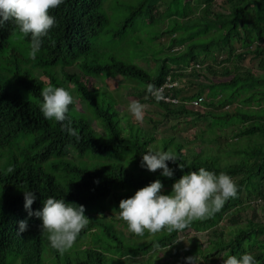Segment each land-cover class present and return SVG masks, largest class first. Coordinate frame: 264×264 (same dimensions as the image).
Returning <instances> with one entry per match:
<instances>
[{"label":"trees","instance_id":"1","mask_svg":"<svg viewBox=\"0 0 264 264\" xmlns=\"http://www.w3.org/2000/svg\"><path fill=\"white\" fill-rule=\"evenodd\" d=\"M104 1L64 0L50 9L57 23L42 37L35 59L29 55L30 34L20 33L11 20L0 27V264H190L185 260L190 255L207 263L216 256L215 264H223L227 255L244 252L264 264V215L259 216L264 214V0H132L114 37L137 20L148 25L142 26L149 43L169 36L167 45L156 48L167 47L163 56L156 49L142 53L143 48L154 49L133 42V62L105 48L94 51V39L108 23ZM17 33L27 47L7 49ZM210 56L215 64L204 67L208 82L195 94L181 96L177 87L167 89L185 101L203 95L200 106L172 105L147 94L148 83L158 87L167 75L177 80L190 67L195 76ZM246 59L248 66L243 65ZM71 65L79 71H65ZM54 66L61 68V78L47 70ZM36 68L46 72L47 84L74 85L68 115L79 140L61 122L43 116L41 90L47 84L36 76ZM98 76H120L132 83L138 87L137 101L158 103L166 118L206 121L207 128L187 141L196 140L194 150L186 155V141L173 135L156 140L133 123L110 91L88 87L85 78ZM188 122L194 127L193 120ZM155 149L178 155V161H168L172 177L141 167L142 155ZM201 166L226 172L238 184V195L213 217L196 220L182 232L155 236H137L126 221L114 217L120 200L136 189L159 178L162 191L168 192L176 179ZM24 190L36 193L33 210L42 208L48 196L85 205L90 222L71 249L61 254L51 246L41 219L24 208ZM21 219L29 225L24 232L17 231ZM221 220L229 226L228 238L217 228ZM206 230L214 237L203 246L198 233ZM154 241L160 249L154 250Z\"/></svg>","mask_w":264,"mask_h":264},{"label":"clouds","instance_id":"2","mask_svg":"<svg viewBox=\"0 0 264 264\" xmlns=\"http://www.w3.org/2000/svg\"><path fill=\"white\" fill-rule=\"evenodd\" d=\"M63 2L64 0H0V27L4 26L5 21L11 20L18 26L20 33L25 36L30 34L29 55L35 59L43 44L42 37L47 36L49 30L57 23L56 17L49 10L59 7ZM168 76L171 80V74L166 78ZM159 86L148 83L146 88L147 94L157 101L164 99L165 94H168V90L164 92L163 87ZM41 96L40 110L43 116L61 122L62 129L79 140L80 133L72 126L68 115L69 106L75 101L71 90L49 83L42 88ZM180 100L183 104L192 106L189 103L191 99ZM145 109L146 105L137 100L128 104V110L137 121L145 119ZM178 160V155L172 150H148L142 155L141 167L150 171L161 169V175L172 177L174 169L169 166L168 161ZM179 167L184 168L185 164L180 163ZM163 188L162 181L157 178L136 189L131 196L120 200L119 217L127 222L129 232L137 236H144L146 233L155 236L164 231L169 234L182 232L196 220L213 217L230 198L238 195V184L231 175L226 172L218 174L203 166L176 179L170 191L164 192ZM36 199L33 190H24V208L28 215L34 214L41 219L40 227L47 232L53 248L61 254L71 249L90 222V218L85 214V205L68 202L64 196H48L43 200L42 208L33 210L32 204ZM28 227L27 219H21L18 221L17 231L24 232ZM153 248H161L159 241L153 242ZM185 260L190 264H198L199 261L195 255L187 256ZM223 264L260 262L251 252H244L239 256L227 255Z\"/></svg>","mask_w":264,"mask_h":264},{"label":"rangeland","instance_id":"3","mask_svg":"<svg viewBox=\"0 0 264 264\" xmlns=\"http://www.w3.org/2000/svg\"><path fill=\"white\" fill-rule=\"evenodd\" d=\"M109 4V7L107 9L108 14V23L103 27L102 30L99 31L98 35L94 39V51H97L99 49H107L111 50L112 52H115L118 54V57H122L124 60L128 61H134L135 59V50L132 48L133 42H138L141 46V44L146 43L147 47L151 46L154 50H148L143 48L142 53H153L155 52V49L157 47L162 46L163 44L167 45L169 42V36L168 35H162L158 38L154 39L153 42L146 41V37L148 36V33H146L143 28L145 26H148L145 24L143 20H137L133 27L128 26L126 32L122 36L114 37L113 33L118 28V26L121 24L125 14L128 11V6L131 5L132 0H105V4ZM161 7L160 9H162ZM144 25V27L142 26ZM150 30V27L147 29ZM22 34H18L17 37H13L9 44L7 49H10L12 47H27V44L22 43L20 37ZM145 45V47H146ZM29 47V46H28ZM173 48H176L174 46ZM167 52V47L160 51L159 49H156V54H160V56H163L164 53ZM2 55H5V52H1ZM211 54V53H210ZM98 56L99 52H94L93 56ZM130 55V56H129ZM147 59L149 61L152 60L150 58V55L147 56ZM215 57L212 58V56L208 57L204 63L203 66H201L196 73V75H192V69L187 68L186 72L183 73V76L177 77L176 86L178 89H180L178 95L181 96H189L195 94L199 86L201 84H204L208 82L206 80V76H209L208 73H206L205 65L206 64H215L213 61ZM250 60H244L243 65L248 66L250 64ZM47 70L59 78L62 77V72L60 67H51L47 68ZM36 76L42 80L45 84L48 83V76L45 71L36 68L35 70ZM65 71L74 72L79 71L75 66L71 65L65 68ZM84 78V77H83ZM87 79V84L89 88H105L107 91H110L113 96H115L118 99V105L117 107L119 110H121L123 113L126 112L130 116V119L133 123L138 124L142 126L143 130L146 131L148 134H152L156 140H158L162 135H173L176 139L182 140L183 142L186 141L184 147H183V153L188 154V150L192 151L194 150V146L197 143L196 140L187 142L188 139H192L195 134H198L200 131H204L205 128H207L206 121H200L199 119L193 118V116H184V118H166L164 117V109L162 106H160L156 102L146 103L142 102L146 105L145 109V119L143 121H137L134 116L131 114V112L128 110V104L131 103L133 100H137L139 96L138 87L133 86L132 83H129L127 81H124V79L120 76L116 77H91V78H85ZM65 86L71 90L72 94L75 95V89L74 85L71 82H65ZM202 95V94H201ZM203 96V95H202ZM141 102V101H140ZM76 106L78 108H82L84 106L82 102L78 101L76 103ZM188 120L194 121V127H192L191 123L188 125L186 123ZM94 127L99 132H102L101 127L99 124H94ZM114 156H108V159L112 158ZM112 211V210H111ZM109 212V210H107ZM114 217L117 218L119 216V212H114ZM251 212L244 213V215L250 216ZM264 215L263 213H260L259 216ZM108 217L111 218V214L108 213ZM258 219L262 220V217H258ZM244 221L246 219L244 218L242 220V224L244 225ZM258 221V220H257ZM118 226H121L118 223ZM227 223L224 220H221L217 228L221 229L223 231V238H228L229 232ZM123 230L127 233V229L123 228ZM128 235V234H127ZM198 238L200 242L205 246L207 244V241H209L211 236L209 235L208 231H203L202 233H198ZM214 237V236H213ZM216 256L211 257L209 260L210 262L202 261L201 259L198 261V264H215L219 258L215 259ZM212 260V261H211Z\"/></svg>","mask_w":264,"mask_h":264},{"label":"built area","instance_id":"4","mask_svg":"<svg viewBox=\"0 0 264 264\" xmlns=\"http://www.w3.org/2000/svg\"><path fill=\"white\" fill-rule=\"evenodd\" d=\"M189 69H190V68H189ZM175 84H176V83H175V82H172V81L170 80V77L168 76V77L166 78L165 82H164L161 86H159V87H163L164 92H166L167 89H171ZM202 99H203L202 96H198V97H196V98H194V99H191V100L189 101V103H190L192 106H196V107H197V106H200V103H201ZM160 101L168 102V103H170V104H174V105H175V104H180V103H182V101H181L179 98H177V97H173V96H171L170 94H165V98L162 99V100H160Z\"/></svg>","mask_w":264,"mask_h":264},{"label":"bare ground","instance_id":"5","mask_svg":"<svg viewBox=\"0 0 264 264\" xmlns=\"http://www.w3.org/2000/svg\"><path fill=\"white\" fill-rule=\"evenodd\" d=\"M18 34V33H17ZM5 35V34H4Z\"/></svg>","mask_w":264,"mask_h":264}]
</instances>
